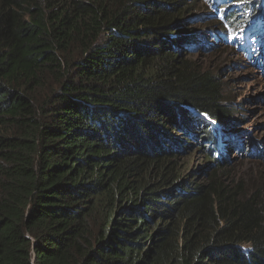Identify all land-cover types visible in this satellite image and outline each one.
Returning a JSON list of instances; mask_svg holds the SVG:
<instances>
[{"label":"trees","instance_id":"1","mask_svg":"<svg viewBox=\"0 0 264 264\" xmlns=\"http://www.w3.org/2000/svg\"><path fill=\"white\" fill-rule=\"evenodd\" d=\"M263 4L0 0V264H264V189L224 176L242 121L193 59Z\"/></svg>","mask_w":264,"mask_h":264},{"label":"rangeland","instance_id":"2","mask_svg":"<svg viewBox=\"0 0 264 264\" xmlns=\"http://www.w3.org/2000/svg\"><path fill=\"white\" fill-rule=\"evenodd\" d=\"M226 49L217 48L212 53L202 52L201 56L193 59L221 74L222 84L229 98L228 103L234 105V117L242 121L238 130L242 131L241 134H246L245 144L249 140L256 142L253 144L257 149H263V156H258V152L248 156L247 149L241 154L230 151V160L224 176L228 183L242 182L249 188L258 185L264 189V75L242 59L234 47ZM185 150L182 152L183 160L181 159L180 163L183 172L188 175L198 173V180L204 181L213 171L207 170V158L199 151L189 154Z\"/></svg>","mask_w":264,"mask_h":264},{"label":"clouds","instance_id":"3","mask_svg":"<svg viewBox=\"0 0 264 264\" xmlns=\"http://www.w3.org/2000/svg\"><path fill=\"white\" fill-rule=\"evenodd\" d=\"M211 31V30H210ZM224 46V45H223ZM228 47H232V46H228Z\"/></svg>","mask_w":264,"mask_h":264}]
</instances>
